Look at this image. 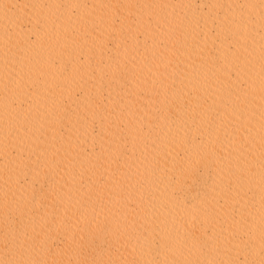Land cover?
Listing matches in <instances>:
<instances>
[{
    "label": "bare ground",
    "instance_id": "bare-ground-1",
    "mask_svg": "<svg viewBox=\"0 0 264 264\" xmlns=\"http://www.w3.org/2000/svg\"><path fill=\"white\" fill-rule=\"evenodd\" d=\"M0 264H264V0H0Z\"/></svg>",
    "mask_w": 264,
    "mask_h": 264
}]
</instances>
